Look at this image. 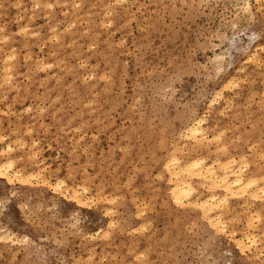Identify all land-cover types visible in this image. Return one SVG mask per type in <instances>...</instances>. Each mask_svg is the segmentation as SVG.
<instances>
[{"label": "rangeland", "instance_id": "374dc122", "mask_svg": "<svg viewBox=\"0 0 264 264\" xmlns=\"http://www.w3.org/2000/svg\"><path fill=\"white\" fill-rule=\"evenodd\" d=\"M110 2L0 0V150L38 175H0V264H264V197L226 203L222 234L173 203L164 165L193 150L264 175V0ZM197 119L208 148L182 137Z\"/></svg>", "mask_w": 264, "mask_h": 264}, {"label": "bare ground", "instance_id": "6f19581e", "mask_svg": "<svg viewBox=\"0 0 264 264\" xmlns=\"http://www.w3.org/2000/svg\"><path fill=\"white\" fill-rule=\"evenodd\" d=\"M118 1V0H117ZM116 2V1H115ZM112 3V0L111 2ZM36 4V3H35ZM47 4V3H46ZM76 4V3H75ZM32 5V4H31ZM51 5V4H47L46 6ZM18 6V5H17ZM36 7V6H35ZM51 7V6H49ZM110 23V22H109ZM72 24V23H71ZM68 27V26H67ZM69 27H71V25H69ZM55 28V27H54ZM24 29V28H23ZM51 29V28H50ZM22 30V29H21ZM20 31V30H19ZM25 31V30H24ZM35 33V32H34ZM36 34V33H35ZM34 34H31V36ZM55 36V35H54ZM4 37V36H3ZM50 38V37H49ZM239 48V47H238ZM256 50V49H255ZM15 53V52H14ZM13 53V54H14ZM252 54V53H251ZM11 55V53H10ZM29 56V54H27ZM224 55V54H223ZM12 56V55H11ZM250 56V55H249ZM10 57L9 54L6 55L5 59ZM218 57H222V56H218ZM254 57V56H253ZM223 58V57H222ZM250 58V57H249ZM9 59V58H8ZM27 59V58H26ZM220 59V58H219ZM251 59V58H250ZM253 60V59H252ZM254 61V60H253ZM48 65V64H47ZM9 66V65H7ZM38 66V65H37ZM49 66V65H48ZM5 68H8L4 65ZM2 67V70L4 71L5 68ZM10 67V66H9ZM43 66H41L42 68ZM50 67V66H49ZM4 68V69H3ZM8 73V72H7ZM12 74H9V76L7 77H11ZM6 75L3 74L2 77H5ZM6 77V78H7ZM6 78H2L3 81L4 79L7 81ZM11 79V78H10ZM9 81V80H8ZM6 83V82H4ZM8 84V82L6 83ZM214 95V94H213ZM216 95L218 96V93L216 92ZM216 95L214 97H216ZM221 95V94H220ZM219 95V96H220ZM218 96V97H219ZM221 97V96H220ZM214 100H212L211 103H214L215 98H213ZM218 100V99H217ZM211 101V100H210ZM218 102V101H217ZM210 106V104H209ZM1 112V111H0ZM238 112V111H237ZM196 122H194L193 124H190L187 128H186V134H183L184 137H190L189 139H192V144H196L199 145V147H201L200 145H204L206 143V140H209V136L207 134V132L205 131V129H207L203 126V120L202 119H197L195 120ZM223 130L218 132L219 134H222ZM184 133V132H183ZM182 134V132H181ZM180 134V135H181ZM217 134V133H216ZM217 136V135H216ZM216 136H213V138H215ZM219 136V135H218ZM217 136V137H218ZM0 137H3L0 135ZM212 138V137H210ZM212 138V139H213ZM228 138V137H227ZM0 140H3L2 138H0ZM216 140V138L214 139ZM219 140V138H218ZM160 141V140H159ZM158 141V142H159ZM162 141V139H161ZM213 141V140H212ZM33 142L34 141H30ZM188 142V141H187ZM224 142V141H223ZM25 143V142H24ZM177 144V141L175 142ZM214 143H216L214 141ZM225 143V142H224ZM220 144V143H219ZM227 144V143H226ZM225 144V145H226ZM25 145V144H24ZM173 145V144H172ZM175 145V144H174ZM185 145L182 144L181 146ZM33 146V144H32ZM31 146V147H32ZM178 146V145H177ZM176 146V147H177ZM180 146V145H179ZM194 146V145H193ZM193 146L191 149H193ZM218 146V145H217ZM222 146V145H221ZM227 146V145H226ZM31 147H29L31 149ZM161 147V146H160ZM205 147L208 148V146L205 144ZM224 144L221 147H219V151L220 153L222 152L224 148ZM180 148V147H179ZM2 154L5 155V158L3 160H0V175H2L3 177H5L9 182L14 181L15 179H18L19 181L21 180V182H23L24 180L27 179H31L32 177H36L37 178V174L35 176V173L33 174L31 171L30 173H25L22 170H20L19 168L17 170H12L13 168V155L10 154V152L13 150V146L11 144H8L5 148H2ZM27 149V148H26ZM152 149V148H151ZM183 149V147H182ZM188 149V148H187ZM186 149V151H187ZM218 149V148H217ZM216 149V150H217ZM174 150V151H173ZM177 150V149H176ZM185 150V149H184ZM170 151L175 152V148L171 149ZM181 151V150H180ZM192 151L191 150V156L186 160V161H181L182 158L181 156L177 157L176 155L171 156V159L168 158L169 160H167V163H164L165 165V169L168 170V181L170 182V187H169V192H170V196L173 200V203H175L176 205L183 207L186 205L192 206L193 208H196L197 210H199L201 212V215L203 217V219L207 220V222L209 223V225L211 227H213L216 232H220L221 230H227L226 227H224V221H223V213L226 210V203L229 204L230 200L233 199H238V200H243L244 202H246V200L248 201V199H252V200H257L260 197H264V184H259L258 181L256 179L259 178V180L264 179V175H261L262 177H257L255 179L250 178V177H246L244 173L247 172L249 165L248 163L245 161H241L240 163H237V159L235 158L236 156H227L224 158H215L214 160V156L213 161L211 160V162H208L206 160V156L204 155H192ZM218 151V150H217ZM224 151V150H223ZM214 152V151H212ZM225 152V151H224ZM223 152V153H224ZM227 152V151H226ZM1 153V152H0ZM16 153V152H15ZM30 154L32 152H29ZM36 153V152H35ZM172 153V152H170ZM33 153L31 154V157ZM188 154V153H187ZM218 154V153H217ZM259 155L261 154V157L264 158V156L262 155L263 153H258ZM215 155V154H213ZM219 155V154H218ZM35 156V154H34ZM33 156V157H34ZM243 156V155H242ZM3 157V156H2ZM30 157V155H29ZM36 157V156H35ZM169 157V156H168ZM188 157V155H187ZM244 157V156H243ZM248 157V156H247ZM20 158V157H19ZM242 158V157H241ZM18 159V158H17ZM186 159V158H185ZM240 159V157H239ZM244 158H242L241 160H243ZM261 160V158H260ZM24 161V160H23ZM26 161V160H25ZM42 162V161H41ZM39 162V163H41ZM166 162V161H165ZM38 162H35L34 164H36ZM44 167H42L41 169H43ZM114 168V167H113ZM261 168V167H260ZM258 168V169H260ZM12 170V171H11ZM39 170V169H38ZM36 170V171H38ZM166 170V171H167ZM44 171V169L42 170ZM246 171V172H245ZM38 174H42L41 170H39L37 172ZM159 174V173H158ZM161 174V173H160ZM161 176V175H160ZM40 177V176H39ZM15 178V179H14ZM162 178V177H161ZM262 178V179H260ZM46 180V179H44ZM59 181V180H58ZM61 181V180H60ZM27 182V181H26ZM28 182H30V180H28ZM85 182V181H84ZM63 183V181H62ZM65 183V182H64ZM63 183V184H64ZM57 184V182H56ZM62 185V184H61ZM116 186V185H115ZM61 186L59 184H57V186H55V189L58 191L60 190ZM71 187V186H70ZM68 187V188H70ZM82 187H84L82 185ZM81 187V188H82ZM59 188V189H58ZM67 188V189H68ZM85 188V187H84ZM63 189V188H62ZM65 189V188H64ZM79 189V188H78ZM78 189H71V195H72V199H74V201L76 202V204L80 207H86L87 206V199L85 196H83V194H81V190ZM88 189V187H87ZM66 190V189H65ZM84 190V189H83ZM80 191V192H79ZM61 192V190H60ZM84 193V192H83ZM110 196V195H109ZM104 197H106L104 195ZM112 198V196H110ZM103 198V197H100ZM116 198V197H115ZM122 198V197H121ZM106 199V198H105ZM108 199V198H107ZM110 199V198H109ZM108 199V200H109ZM138 199V197L136 198ZM107 200V201H108ZM112 201V199H110ZM109 200V201H110ZM250 201V200H249ZM113 202V201H112ZM111 202V203H112ZM242 203V202H241ZM249 203V202H248ZM253 203V202H251ZM243 204V203H242ZM247 204V202H246ZM245 203L244 205L247 206ZM250 204V203H249ZM136 206H139L136 204ZM145 206V205H144ZM251 205H249L250 207ZM227 207H229V205H227ZM253 207V206H252ZM1 208V207H0ZM242 208V207H241ZM2 209V208H1ZM0 209V213L2 212ZM111 208H109L108 210H110ZM113 209V208H112ZM111 209V210H112ZM228 209V208H227ZM232 209V207H231ZM230 209V210H231ZM247 209V208H246ZM250 209V208H249ZM249 209H247L249 211ZM243 210V209H242ZM140 211V210H139ZM138 211V215L140 216V212L144 211L141 210L140 212ZM229 211V209H228ZM232 211V210H231ZM246 211V210H245ZM254 211V210H253ZM250 212V211H249ZM259 212V211H257ZM113 213V212H112ZM255 213V211H254ZM248 214V213H247ZM251 214V213H250ZM256 214V213H255ZM261 214V213H260ZM259 214V215H260ZM1 215V214H0ZM136 213V216H138ZM253 214H251L250 217ZM258 213L255 215L257 216ZM201 217V218H202ZM238 217V216H237ZM233 218V216H232ZM231 218V219H232ZM234 217V221H235ZM255 218V217H254ZM258 218L260 219V216H258ZM230 219V218H229ZM228 219V220H229ZM231 219L229 221H231ZM240 219V217H239ZM253 219V218H252ZM259 219H253V220H257L259 221ZM227 220V219H226ZM227 220V221H228ZM250 218H248V222H249ZM253 220H251V222H253ZM233 221V219H232ZM240 221V220H239ZM150 222V221H149ZM194 221H192L193 223ZM246 222V223H248ZM249 223L248 225H245L247 227H249L248 229H255V226L257 223L253 222V223ZM260 222V221H259ZM110 224H108L110 227L111 225L115 226L112 222V220L109 222ZM144 223V222H143ZM252 224L254 225V228H252ZM191 225V224H190ZM243 225V226H244ZM143 227V225H141ZM140 229H143L141 228ZM245 226L243 227V229L245 228ZM121 227V226H120ZM233 227V226H232ZM113 228V227H112ZM145 228V227H144ZM259 228V227H258ZM135 229V228H133ZM137 229V227H136ZM247 229V228H245ZM247 229V231H248ZM214 230V232H215ZM232 230V229H231ZM238 230V229H237ZM137 231V230H136ZM229 231V230H228ZM246 231V230H245ZM224 231H221V233L223 234ZM230 232V231H229ZM233 232V230H232ZM237 232V231H236ZM225 233V232H224ZM227 233V232H226ZM235 233V232H233ZM232 233V235H234ZM241 233V230H240ZM244 233V232H243ZM248 233V232H247ZM241 234L240 236H237L235 238H233V240L235 241L236 247L238 248V250L241 253H245L246 250H250L253 246H257V243L259 242L257 239V236L254 235L253 232H250L248 234ZM264 233V232H263ZM6 234V233H5ZM13 234V233H12ZM103 233L100 234V236ZM109 232L105 231L104 235H108ZM102 236L104 238H106L105 236ZM231 235V232L230 234ZM263 235V234H262ZM6 236V235H4ZM1 237V236H0ZM91 237V236H90ZM94 237V236H93ZM108 237V236H107ZM232 237V236H231ZM7 238V237H6ZM230 238V237H229ZM231 239V238H230ZM12 240V239H10ZM259 240L261 241L262 239L259 238ZM231 241V240H230ZM259 244V243H258ZM258 248V247H257ZM256 248V249H257ZM255 249V250H256ZM257 251V250H256ZM225 254V253H224ZM257 255V253H255ZM254 255V254H253ZM245 256V255H244ZM86 258V257H85ZM243 258V257H241ZM88 259V258H87ZM249 259V258H248ZM230 261V260H229Z\"/></svg>", "mask_w": 264, "mask_h": 264}]
</instances>
